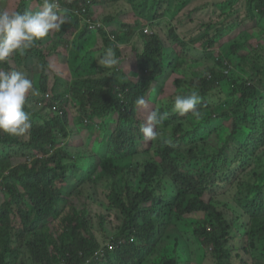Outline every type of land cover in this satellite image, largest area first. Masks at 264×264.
Wrapping results in <instances>:
<instances>
[{
    "label": "trees",
    "instance_id": "16d2710c",
    "mask_svg": "<svg viewBox=\"0 0 264 264\" xmlns=\"http://www.w3.org/2000/svg\"><path fill=\"white\" fill-rule=\"evenodd\" d=\"M14 1H10L12 11L28 10V0ZM118 1L58 0L60 14H67L70 22L54 36L62 46L70 45L67 34L71 31L77 32L74 38L87 37L92 31L84 18L95 22L105 10L104 3ZM179 1L159 0L158 6L165 4L173 20L181 13ZM37 2L42 4V0ZM250 3L264 17V0ZM104 16L99 34L117 60L111 71L101 67L97 77L87 75L72 82L55 75L53 83L47 73L53 70L50 56L62 49L37 41L24 52L36 51L44 64L25 106L32 126L19 137L0 131V147L20 145L39 157L28 156V151L23 162L13 163L10 157L1 160L4 188L0 192H5L6 198L0 202V264H183L178 256L179 239H186L190 227L181 236L178 228L187 219L197 220L192 236L210 251L215 264H237V259L239 264H264V164L260 169L239 166L264 153V148L247 141L243 131L246 125L257 128L261 124L252 138L257 142L264 136V96L256 93L259 87L264 89V40L252 45L250 40L242 42L241 36L249 32L241 30L227 41L228 32L234 35L239 22L228 32L225 21L210 22L204 24L207 29L201 37L207 40L205 53H200L195 48L200 36L187 41L173 26L169 33L174 48L167 51L156 30L144 31L146 24L153 22L137 18L133 25L123 23L134 32L138 29L142 41L141 49L131 53L136 57L137 79L123 81L120 72L124 68L120 66L128 59L122 56L120 38L127 33L121 31V24L113 27L120 21L118 17L111 13ZM112 33L117 36L113 40ZM208 56L212 61H205ZM170 57L175 61H168ZM232 65L236 76H228ZM167 67L173 68L172 73ZM199 67L203 69L192 71ZM174 72L176 78L171 77ZM164 75L168 76L166 89L159 92L176 89L177 95H187L196 91L201 97L196 109L202 111L205 104L210 107L207 123L216 117L231 125L229 130L220 125L212 135L215 141L211 146L218 154L208 153L207 163L190 164L208 151L205 141L186 143L194 133L185 125L186 121L192 123L193 114L181 116L160 101L154 110L167 112L168 117L157 126V139L148 141L140 131L147 115L136 113L135 101L158 96L154 85ZM230 78L236 82L233 89L244 88L248 95L226 89ZM39 91L51 94L47 108L33 102L41 98ZM254 93L260 95L252 96ZM229 96L233 97L230 109L218 113L216 108ZM56 101L64 106L63 113L49 110ZM247 102L249 112L243 115ZM71 106L83 108L72 126ZM181 117L183 123H177ZM229 164L236 168H228ZM250 173L254 174L251 178ZM100 184L109 188L107 202L98 197ZM95 203L104 212L94 213ZM100 231L106 235L112 232L113 239L125 238L127 242L116 249L105 247ZM164 236L175 238L173 254L159 252L156 245Z\"/></svg>",
    "mask_w": 264,
    "mask_h": 264
},
{
    "label": "rangeland",
    "instance_id": "374dc122",
    "mask_svg": "<svg viewBox=\"0 0 264 264\" xmlns=\"http://www.w3.org/2000/svg\"><path fill=\"white\" fill-rule=\"evenodd\" d=\"M20 0H15L14 2H18ZM29 1V8L28 10L36 11L39 10L41 7V3L37 2L38 0H28ZM159 0H119L118 2H108L104 3L102 5V8L105 10L102 11L103 14L98 17V20H101L103 22L104 15L105 14H113L115 17H118L120 21H117L114 23L113 27H115L116 24H118V27H120V24L123 26L121 27L122 32H126L127 35H121L120 43L124 45L122 48V56L128 60H126L125 65H121L122 71L120 72V78L123 81H134L137 79V75L134 74V62L136 57L132 56L131 53L133 51H138L141 49L142 41L139 37V31L138 29L134 32L130 27H125V25H133L136 22V19L139 18L140 20L153 22L152 25H155V28H153L152 25L146 24L145 29L147 30L149 28V33L152 32V30H156L164 39L166 46H168L167 51L170 49H173V41L171 39V33H169V30L174 26L177 28L178 32L180 33V36L184 38L187 41H191L192 39H195L200 36V43L196 45V49L200 51V53H205L204 44L207 39L202 38L201 35L202 32L207 29L204 24L206 23H220L225 21L224 26L225 32H228L232 30V24L237 21L239 22L236 29H233L235 31L234 35L232 34V31L228 32V38L227 41L233 40L241 30L248 31L249 34L241 36L240 40L242 42H245L247 40H250V44H254L252 42H255V44L258 41L264 40V17L261 16L256 9V7L250 3V0H187L186 3L183 2V0L179 1L180 3V11L181 13L176 16L175 19L172 20V16L165 15V12L167 9V6L165 4L161 7L158 6ZM163 3L165 0H161ZM185 1V0H184ZM12 5V2H10L8 5L6 4V0H0V8L3 10H8L9 12H13L9 7ZM93 8V6H92ZM134 14H133V12ZM251 13L253 14V17L251 16ZM61 16H67L63 11L60 14ZM151 18V19H150ZM171 18V20L169 19ZM158 27V28H156ZM81 27L79 26V29ZM78 31V30H77ZM80 31V30H79ZM54 31H51L49 35L41 40L39 42L43 46H51L57 49H62L63 54L60 53H53L50 56V60L53 66V70H48V75L52 79V82L54 83V77L55 75L59 76L60 78H64L68 81H75L77 78L82 75L81 72L85 70H95L97 74H100L101 72V66L108 69V71L112 70L111 66H105L101 63L102 57L105 55V53L111 48H108L106 45H104V41L102 40L101 35L96 32H90L87 37L78 39L75 37L76 31H71L67 34V37L69 39L70 45L63 44L60 45L56 37L54 36ZM110 38L113 40L117 36L116 34L112 33L109 35ZM263 36V37H262ZM262 38V39H261ZM226 41V42H227ZM171 46V47H169ZM226 49V48H225ZM227 50H229V46L227 47ZM216 54L218 53L217 50L214 49ZM113 52V51H112ZM223 52L224 49H223ZM13 54L17 55V61L25 60V63L31 66H34L35 70L40 74L41 70L44 68L43 61L41 59V55L38 54L36 51L32 52L28 55L25 53L21 55L19 52H14ZM170 54V53H169ZM40 55V56H39ZM11 59V58H10ZM175 57H170L168 61H175ZM205 61H212L211 57H207ZM124 63V60H123ZM122 63V64H123ZM100 69V71H98ZM200 71L203 69L199 67ZM167 71H173V68H166ZM37 72H35V75H37ZM170 73V74H171ZM235 75V68L234 65H232L231 73L228 75ZM178 76L177 72H174L171 77L176 78ZM168 76L164 75L161 77V82L159 83V88L156 92H159L162 87L166 89L165 87V80ZM34 85V77L29 78ZM235 81L232 80V78L229 79V81H226V89L231 91L234 88ZM168 88V87H167ZM178 90H171L168 93H161L159 92V95L156 97H149L147 98V102L145 106H142V108L137 107L136 113L138 115L144 116L145 114L148 115L152 110L157 108L158 102L161 101V103L167 104L171 107L173 110L174 105V99L175 96L178 94ZM261 98L264 96V91L261 93ZM34 102V100H33ZM233 102V97L229 96L224 103L218 105L216 108L218 113H222L226 109H230V106ZM73 103V102H72ZM70 103V105L72 104ZM250 105V102H247L244 106L246 107V110L241 113L243 115H246L249 110L248 106ZM69 106L68 104L66 107ZM76 106H71V124L74 123V121L77 120L79 117V113H82L83 108H79ZM68 108V107H67ZM32 109L34 110V105L32 106ZM143 109V111H142ZM202 111H198V109H195L196 112L199 113V115H194L193 112L187 113L189 115L193 114L194 120L192 123L189 121H186L187 129L194 130V133L189 134L188 139L186 140V143L190 142L193 143V141L198 143H203L202 141L206 142V148L208 151L205 152V154L201 158H196L193 160L190 164L192 166H197L203 163H207L206 156L208 153L211 155L210 152H213L215 154H218L216 150H214L211 146L212 142L215 141V139L212 137L214 133L217 131V128L222 125L226 130L231 129V125L226 122H221L216 117H213L208 123L205 121V119L209 116L208 110L210 107L205 104ZM174 111V110H173ZM145 113V114H144ZM184 118V117H183ZM236 118V115L233 114L232 120ZM202 122V123H201ZM177 123H183L182 117L180 118L179 122ZM261 124L257 127L259 128ZM253 128L249 125H246L243 128V131L247 132L246 137L247 141L250 144H255L258 147L264 148V136L263 139H260L259 141H255L252 137L255 135L259 129ZM29 131V130H28ZM27 131V133H28ZM85 139L87 136L84 137ZM202 140V141H201ZM92 141L90 142V145H92ZM237 144H239V141L235 140ZM247 143V144H249ZM28 151L31 152L30 155H28ZM33 150H27L23 146L20 145H13L9 146L7 144H4L0 147V165L1 160H3L6 157H10L13 163H19L23 162L27 159V155L33 157L36 153ZM217 159L223 164L222 156H218ZM244 160V162H240L239 166L243 167L245 165H251L255 169H260L261 166L264 164V153L261 155V158H253ZM228 168H236V166H233L231 164L228 165ZM1 170V168H0ZM1 172V171H0ZM253 177L254 174L250 173L249 177ZM134 187V185H133ZM98 197L103 199L107 202V193L109 191V188L105 186L103 188V185H98ZM6 198L5 192H0V202L3 201ZM1 204V203H0ZM92 211L94 213L96 212H104L102 210V207L98 203H95L92 206ZM231 211L227 210V214L230 215ZM95 221L97 220V217H94ZM12 220L15 221V216H12ZM197 220L194 219H187L182 224L179 225L178 231L181 235H185V232L188 231V228L190 227V231L187 232V235H185L186 239L180 238L179 239V251L178 256L180 257L181 261L184 264H215V261L212 258V254L210 251H206L199 243L196 241L191 233V229L193 226V223H195ZM242 221V220H241ZM101 235H104V238L111 237L112 232L108 235L104 234V232L100 231ZM102 238V240L104 239ZM160 249L159 252L161 254H173L174 247L176 246L175 238L173 236H164L161 239L160 243ZM236 263L239 264L240 260L237 259Z\"/></svg>",
    "mask_w": 264,
    "mask_h": 264
},
{
    "label": "clouds",
    "instance_id": "9594fccd",
    "mask_svg": "<svg viewBox=\"0 0 264 264\" xmlns=\"http://www.w3.org/2000/svg\"><path fill=\"white\" fill-rule=\"evenodd\" d=\"M9 3L10 0H6V4L8 5ZM169 14V11L166 10L165 15L167 16ZM169 19L171 20V18ZM69 22L67 16L60 15L58 0H42L41 7L36 11L25 10L23 12H9L8 10L0 8V131L12 137H19L24 135L32 126V118L30 114L25 111V106L27 97L30 92H33V87L35 86H33V82L29 79L30 74L26 71L24 66L25 60L17 61V55L13 53L19 52L23 55L25 50L34 46L37 41L47 37L51 31L61 30L62 25ZM100 22L102 23V21ZM102 27L103 23L100 28ZM99 29L90 30L98 33ZM145 31L149 33V28L147 30L145 29ZM101 63L105 66L115 65L117 63L115 54L109 49L102 57ZM224 64L228 66L229 63L225 61ZM225 68L226 67H223L224 72ZM231 70L232 66L228 69L229 74ZM192 71L199 72L200 69H194ZM154 88L158 89L159 84L156 87L154 85ZM233 90L235 94L240 96L246 94V89L244 88ZM263 91L264 89L259 87V91L256 93H261ZM39 93L41 94V98L38 99L36 97L34 103L42 109L47 108L49 99L51 98L50 92L39 91ZM256 93L252 96L260 95ZM200 101L201 97L196 91L187 95H177L174 99L173 110L181 116L190 111L198 116L199 113L196 112L195 109ZM146 102L147 98L144 99L140 97L137 98L135 104L138 105L139 108H142V106L146 105ZM63 107L61 102L56 101L49 110L61 111L63 113ZM167 117V112L161 113L158 110H152L148 113L146 123H143L140 128L146 140L152 141L157 139L158 133L156 128ZM35 157H39V155H35ZM1 181L2 177L0 176V190L4 188ZM233 220L234 218L232 221ZM126 242L127 240L125 238L113 239L112 237H107L103 241V246L116 249ZM156 246L161 248L160 243ZM88 261L89 260H87V262Z\"/></svg>",
    "mask_w": 264,
    "mask_h": 264
},
{
    "label": "crops",
    "instance_id": "0c3cea01",
    "mask_svg": "<svg viewBox=\"0 0 264 264\" xmlns=\"http://www.w3.org/2000/svg\"><path fill=\"white\" fill-rule=\"evenodd\" d=\"M11 1V0H10ZM60 53H63V52H60ZM40 56V55H39ZM40 57H42V56H40ZM50 62H51V60H50ZM25 68H26V71L30 74V76H31V78L32 77H36V75H35V72H37L36 70H35V68H34V66H31V65H28V64H26L25 63ZM102 67V66H101ZM49 70V69H48ZM98 71H100V69H98ZM81 74L82 75H80L78 78H80V77H83V76H87V75H89V76H95V77H97L98 76V74H97V72L95 71V70H91V71H89V70H85V71H83V72H81ZM37 75L39 76L40 74L37 72ZM77 78V79H78ZM35 84H37V81L35 82ZM34 84V85H35ZM33 85V86H34Z\"/></svg>",
    "mask_w": 264,
    "mask_h": 264
},
{
    "label": "built area",
    "instance_id": "2783aa9c",
    "mask_svg": "<svg viewBox=\"0 0 264 264\" xmlns=\"http://www.w3.org/2000/svg\"><path fill=\"white\" fill-rule=\"evenodd\" d=\"M83 10H85V9H83ZM76 13L78 14L79 12L76 11ZM84 21L89 25V29H91V30L99 29L102 26V23L100 21H98V20L94 22V21H92L90 19H85L84 18ZM60 264H66V262L62 261Z\"/></svg>",
    "mask_w": 264,
    "mask_h": 264
}]
</instances>
